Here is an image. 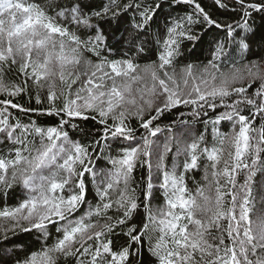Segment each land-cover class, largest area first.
Returning <instances> with one entry per match:
<instances>
[{"label":"snow or ice","instance_id":"1","mask_svg":"<svg viewBox=\"0 0 264 264\" xmlns=\"http://www.w3.org/2000/svg\"><path fill=\"white\" fill-rule=\"evenodd\" d=\"M213 4L229 11L231 21L214 18L200 0H0V95L19 96L31 80L35 88H47L48 102L35 109L0 99V190L7 195L20 186L27 193L18 206L0 210V219L10 224L0 228V264H58L61 258L66 264L69 258L75 264H145V252L149 264H264V212L255 226L252 219L257 202L264 205V120L253 126L264 117V57L250 60L246 71L235 61L256 45L264 48V0ZM165 5L192 11L182 16L168 12L163 30L154 29ZM213 29L218 31L209 41L211 59L204 75L198 78L194 66L186 65L182 88L174 69L169 72L181 45L200 42ZM225 61L232 63L227 72L220 66ZM13 66L24 76L23 86L4 83L3 74ZM36 103H43L39 92ZM181 104L225 109L204 121L213 124L218 144L202 147L203 134L182 139L171 125L164 142L156 143L164 129L154 122ZM9 109L58 120L46 127L34 119L24 123ZM190 115L201 112L194 109ZM76 118L100 125L86 133L89 143L69 135L68 127L82 131ZM132 118L143 130L139 140L129 125ZM223 120L232 122L231 133L215 127ZM226 140L231 148L225 158ZM114 145L117 155H106ZM181 155L184 160L177 163ZM201 156L210 162L204 169L206 184L192 193L185 174L199 166ZM97 158H106L112 167L97 171ZM138 165L147 169L142 188L133 187ZM241 174L243 183H238ZM88 176L96 203L77 217L87 202ZM157 192L164 203L153 210ZM141 204L143 219L130 224ZM50 225L59 235L48 245ZM117 228L126 238L119 247L113 240ZM33 232L39 250L18 251L11 243L20 233Z\"/></svg>","mask_w":264,"mask_h":264},{"label":"trees","instance_id":"2","mask_svg":"<svg viewBox=\"0 0 264 264\" xmlns=\"http://www.w3.org/2000/svg\"><path fill=\"white\" fill-rule=\"evenodd\" d=\"M200 3L205 7L207 11L212 12L214 18H218L222 22L231 21L232 14L229 11H225L224 9H219L215 7L213 4V0H200ZM191 11H192L191 7L186 5H180L178 7H175L174 9H169L167 5H165L163 12L158 16L156 24L153 25V28L155 29L157 26H159V28L163 30V26H164L163 17L168 12H171L173 16H177V15L182 16L185 14V12H191ZM256 23L258 25L261 24V21L258 16L256 19ZM194 31L200 33L201 27L199 25H196L194 27ZM217 31L218 30L213 29L212 31L208 32L207 35H204L200 42H197L195 44H193V42L184 41L183 44L181 45L182 54L175 59L173 68H170L169 72L172 73L174 69L176 78L178 81L181 82L182 88H183V83H182L183 73L181 70L186 65L192 64L194 66L193 72L194 75H196L198 78L204 75L202 70L204 66L208 64V61L211 59V56L209 54V41L216 35ZM261 57H264V48H262L260 45H256L253 47L252 52L248 54L243 60L240 59L239 55L235 57L236 67L241 69V71H245L243 67L245 64H247L250 60H260ZM151 59L155 60L156 57L152 56ZM147 62H148L147 57L140 61L142 65ZM261 65L264 66V62H262ZM220 66L222 71L227 72L232 68V63L229 61H225L221 63ZM3 80L4 83L7 85V87L9 88H11L13 85L23 86L24 76L18 72L16 66H13V68L10 71L7 70L5 71V73L3 74ZM191 84L192 81L189 80V86H188L189 89L191 88ZM57 85H58V89L63 87L65 93H67L66 86L60 85L59 82H57ZM78 86H79L78 84L73 85V89H75ZM256 87H258V82L248 90L249 93L253 92ZM37 92H39L40 98L43 101V103L41 104L36 103ZM5 98L12 99L14 103H18L25 108L41 109L48 107L47 88L45 87L43 89H37L34 87L31 80L28 81L27 92L21 93L19 96L16 97H7L6 95H0V99H5ZM60 104L61 102L57 101V106H60ZM194 109L196 111L201 112V115L197 117H193L192 115H190V113H192ZM9 111H11L14 116L19 117L24 123H27L30 119H34L37 121V123L40 126H44V127L51 126L58 120V118L56 117L40 116L36 113L24 114L22 112L17 111L16 109H9ZM204 111H207V116L203 115ZM223 111H225V109L221 107H217L216 110L213 111L212 109L208 108L207 105H205L203 109H200L198 106L181 104L178 107L172 109L170 112H165L160 117L159 120L154 122L160 124L161 127L164 129V131L159 133L158 136L154 139L156 140L157 144H162L166 139V137L169 135L167 131V126L171 125L175 133L178 136H181L182 139L190 140L192 138H196L201 134H203L204 141L201 146L211 147L213 144H218V141L216 140L213 134V124L209 122L207 125H205L204 121H211L215 119V117ZM182 113L183 115H181ZM245 114H247V112ZM181 120H184L187 123L181 124L180 123ZM262 120H264V117H257L253 126L258 128ZM73 122L79 124L80 129L82 131H77L70 127L67 128V131L69 132V135L73 139L79 140L81 143H89L91 137L86 136V133H88L89 131L95 133L96 129L100 127V125H98L93 120L83 121L80 120L79 118H76L73 120ZM129 125L137 129L136 137L137 140H139V137L143 132V130L139 129L138 121L135 118H132L129 120ZM215 127L220 133L232 132L231 121H227V120L220 121L218 124L215 125ZM120 146H128V144L125 143ZM223 147L225 149V158H226L227 152L228 150H230L231 145L226 140ZM116 148L117 146L114 145L113 149L110 152H107L106 155H113V156L117 155ZM174 155H175V145H173V152L169 153L168 156L167 162L169 165H171ZM183 160H184V156L181 155L180 157L177 158V163H182ZM94 163L97 171H107L112 167L106 158H97L94 160ZM208 164H210V162L207 161L205 157L201 156L198 161L199 166L196 169H192L185 174V183L188 189L190 190V192L195 193L197 187L206 184V181L203 179V177L205 174L204 171L205 165ZM220 167L222 168L223 164H221ZM210 171L211 169H209V172ZM146 175H147L146 167L141 168L138 165L133 172V178H134L133 187L140 185L142 188L143 185L141 184V178L145 177ZM257 179L258 180L260 179L259 174L257 176ZM237 181L238 183H243V174L237 176ZM86 183L88 184V189H89L87 202L83 204L79 208V210L75 213V216L77 217L83 215L87 211L89 203L91 204L96 203L95 188L91 182L90 176L86 177ZM221 183H223V180L221 181ZM67 194H68L67 191H65V195ZM206 194L214 195V191L207 192ZM138 195L140 196V199L143 200L142 192H138ZM26 197H27V193L20 186H16L12 189H9L7 195H4L3 191L0 190V210H2L5 207L14 208L18 206L19 203H21ZM113 198H115V195ZM257 199L259 200V198ZM163 203H164V198L162 194L157 192L155 194L154 199L152 200L151 206L153 210L163 206ZM262 212H264V205H261L259 202H257L255 210L252 214L254 226H255V222L257 221V218L261 215ZM109 215L115 216L117 215V213H115L114 211H110ZM143 216H144V207L141 204L137 214H134L133 220L130 221V224L135 223L139 225L140 221L143 219ZM222 223L224 224L225 227L227 226L226 221ZM5 226H10L9 222L0 219V228H3ZM49 231L51 235L47 241V244L51 245L59 234L56 232L55 226L52 225L49 226ZM116 233L117 235L113 237L114 246L119 247V245L122 244L126 238L123 237L122 234H120L119 228L116 229ZM11 243L18 246V251H24V250L37 251L41 247V242L37 241L35 232L20 233L17 237L13 238ZM144 259H145V264H149L147 252H145L144 254ZM58 264H66L64 258H61L58 261ZM67 264H75V260L73 258H69L67 260Z\"/></svg>","mask_w":264,"mask_h":264},{"label":"rangeland","instance_id":"3","mask_svg":"<svg viewBox=\"0 0 264 264\" xmlns=\"http://www.w3.org/2000/svg\"><path fill=\"white\" fill-rule=\"evenodd\" d=\"M261 68L264 69V66L261 65ZM246 71V70H245Z\"/></svg>","mask_w":264,"mask_h":264}]
</instances>
